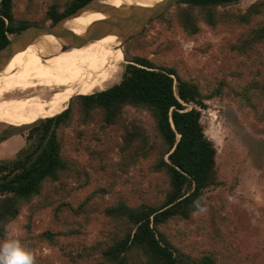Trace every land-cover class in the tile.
Instances as JSON below:
<instances>
[{
	"label": "trees",
	"instance_id": "obj_1",
	"mask_svg": "<svg viewBox=\"0 0 264 264\" xmlns=\"http://www.w3.org/2000/svg\"><path fill=\"white\" fill-rule=\"evenodd\" d=\"M91 0H54L40 15L33 10L36 20H17L13 14V0H0V49L9 40L29 26H51L73 13ZM242 0H182L163 15L152 20L163 22L167 28L175 23L187 36L199 31V23L210 28L232 27L242 30L231 46V51L239 60L251 59L252 63L238 73H259V65L264 61V0H257L244 11L228 9ZM171 7V8H172ZM218 8H223L219 11ZM146 29V28H145ZM144 29V31H145ZM143 32L124 44V67L119 83L91 95L72 97L67 108L57 116L40 119L24 126L27 128L26 146L16 157L0 161V241L5 235V226L17 217L22 206L30 204L42 188L48 187L56 194L64 187L63 179H75L78 187L89 183V174L67 160L63 149L68 143L66 129L77 137L90 133V127L99 131L116 130L118 137L103 149L86 150L94 172L107 170L113 178L127 173L140 162H151L150 173L158 174L160 181L149 190L150 204L128 205L122 201L113 202L104 208L106 223L115 229V236L108 239L101 248L102 264H215L212 254H204L198 260L185 254L173 234L165 230L169 221H187L198 210L194 201L203 197L207 206L208 236L219 234L225 220L220 217L214 204H208L206 192L223 183L219 179L214 143L205 135L201 123L204 101L209 98L200 93L194 83L182 80L176 71L166 67H156L146 57L138 53L146 42L140 40ZM238 64H245L239 60ZM249 84L257 87L252 78ZM223 86V84H220ZM222 88V87H220ZM219 91L221 96L222 89ZM231 100L242 107V99L237 95ZM229 97V98H230ZM252 102H249V105ZM132 108L145 112L151 125L145 126L139 119H128L125 111ZM244 111H249L245 109ZM12 130L18 129L10 126ZM120 155L119 161H107L113 149ZM55 185L53 186V184ZM102 194L105 190H99ZM42 202V203H41ZM49 205L39 200L38 208ZM82 208L73 210V216L84 214ZM59 210H55L58 217ZM87 222V220H85ZM80 226L79 222H75ZM52 241V234L40 235ZM171 239L173 241H171ZM207 237L190 244L204 246L206 251L216 248L209 244ZM200 243V244H199Z\"/></svg>",
	"mask_w": 264,
	"mask_h": 264
},
{
	"label": "rangeland",
	"instance_id": "obj_2",
	"mask_svg": "<svg viewBox=\"0 0 264 264\" xmlns=\"http://www.w3.org/2000/svg\"><path fill=\"white\" fill-rule=\"evenodd\" d=\"M53 1L13 0L14 17L17 20H36L32 16L33 10L36 9L40 15ZM57 1L63 3L65 0ZM255 1L242 0L228 9L244 11ZM169 10L172 12L174 8ZM142 32L140 40L146 45L137 54L146 57L156 67L174 69L182 80L196 84L202 95L210 96L204 101L205 108L198 110L205 135L214 143L218 175L223 182L205 194L208 204H214L225 220L219 234L208 236L207 211H197L187 221H169L165 230L173 234L178 240L174 243L195 260L211 253L215 264H264V61L257 74L254 71L238 73L252 63L251 59L242 57L239 60L245 64L239 65L231 51L232 44L242 33L239 28L217 26L212 29L200 22L198 33L189 37L175 23L167 28L165 23L154 21ZM95 41L83 46H90ZM66 46L59 40L50 52L70 49H65ZM252 78L257 87L249 84ZM216 89H222L221 96L219 91L216 94ZM232 95L242 99V107L231 100ZM125 116L139 119L147 127L152 122L147 113L132 108L126 109ZM36 121L16 126L0 120V161L14 159L26 146L28 130L21 127ZM10 126L18 129L12 130ZM89 130V134L77 137L72 130L66 129L68 143L63 149L67 160L89 174V183L78 187L77 180L62 178L64 187L58 186L56 194L49 186L42 188L41 193L30 204L22 206L17 217L5 226L1 241L12 232L19 234L37 257V264H102L101 248L95 246L100 243L103 247L108 239L115 236V229L106 223L104 208L116 201L131 206L148 205L149 190L155 182H161L157 179L158 174L148 171L150 161L140 162L129 169L116 178L114 184L109 168L94 172L89 165L92 161L87 146L103 149L112 138L118 137V133L114 129L99 131L95 128L91 131L90 127ZM119 158L116 148L107 155V161L112 163L118 162ZM100 189L105 190L103 194ZM43 199L49 205L38 208L39 200ZM79 208L85 213L73 216L72 211ZM56 209L59 210L58 217L55 216ZM44 232L52 234V241L40 237ZM205 237L209 244L215 246L214 251H206L207 245L200 250L190 244Z\"/></svg>",
	"mask_w": 264,
	"mask_h": 264
},
{
	"label": "bare ground",
	"instance_id": "obj_3",
	"mask_svg": "<svg viewBox=\"0 0 264 264\" xmlns=\"http://www.w3.org/2000/svg\"><path fill=\"white\" fill-rule=\"evenodd\" d=\"M161 0H99L101 5L152 6ZM105 16L86 12L65 27L78 34ZM59 40L53 36L37 39L15 54L0 71V120L12 125L27 124L62 113L76 95L101 92L118 82L124 72L121 39L109 36L90 46L50 52ZM31 120L26 123H20Z\"/></svg>",
	"mask_w": 264,
	"mask_h": 264
},
{
	"label": "water",
	"instance_id": "obj_4",
	"mask_svg": "<svg viewBox=\"0 0 264 264\" xmlns=\"http://www.w3.org/2000/svg\"><path fill=\"white\" fill-rule=\"evenodd\" d=\"M182 0H161L152 6H112L101 5L99 0H91L73 13L60 19L51 26H29L14 35L8 44L0 49V71L5 68L11 57L25 50L37 39L43 36H53L67 44L65 49L73 46H83L91 41L109 36L121 39L123 43L140 34L154 19L163 15L172 6ZM86 12H97L105 17L89 24L83 34H78L65 27V24Z\"/></svg>",
	"mask_w": 264,
	"mask_h": 264
},
{
	"label": "clouds",
	"instance_id": "obj_5",
	"mask_svg": "<svg viewBox=\"0 0 264 264\" xmlns=\"http://www.w3.org/2000/svg\"><path fill=\"white\" fill-rule=\"evenodd\" d=\"M198 212L207 211L203 197L194 201ZM0 264H37V257L24 243L19 234L12 232L0 241Z\"/></svg>",
	"mask_w": 264,
	"mask_h": 264
}]
</instances>
